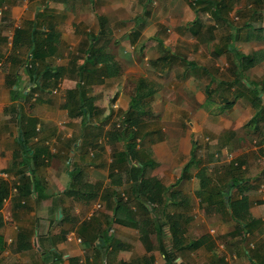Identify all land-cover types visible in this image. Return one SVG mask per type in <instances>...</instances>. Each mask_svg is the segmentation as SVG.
I'll return each instance as SVG.
<instances>
[{"label":"crops","instance_id":"crops-1","mask_svg":"<svg viewBox=\"0 0 264 264\" xmlns=\"http://www.w3.org/2000/svg\"><path fill=\"white\" fill-rule=\"evenodd\" d=\"M138 1L55 0L54 2L52 0L50 2L55 6L57 14L52 13L49 16L45 12L48 3L38 4L31 11L32 6L29 1L11 3L9 0H0V180L7 181L10 186L9 195L0 201V264H145L146 259L150 260L152 264H156V261L153 260L154 252L155 250L160 252V250L148 251L144 240L139 238L143 234L138 227L113 218L112 204H114L113 198H116L113 194L116 191L121 196L126 194L129 184L133 181L132 178H129L128 171L132 168L133 162H137V160L132 161L129 158L124 159L126 157L123 150L128 148L127 145L113 139L112 136V132L118 127L120 116H123L121 112L127 111L131 107L139 80L147 77L143 75V72L140 75L135 73L134 67L139 64L135 57V53L139 54L136 49L141 48L139 52L143 51L146 49V40L153 36L156 39V36L159 35L160 42L164 41L170 50L167 53L160 52L152 45L148 52L142 53L144 55L142 58H147L146 54H153L148 55L151 57L152 67L161 68L162 66L163 71L167 69L163 80L153 81L147 77L148 80L156 83L157 90L152 96V100L149 101V104H152L146 108L148 112L152 111L153 113H148L149 115L140 125L139 140L141 144L139 147L145 153L146 159H153L157 163L154 168L146 169V175L158 177L162 184L171 190L170 183L176 182L182 175V168L190 161L194 145L198 151L200 145L201 147L207 145L204 136L202 137V127L200 124L197 125L196 121L201 116L198 115V112L202 111L201 106L208 98V87L210 88L211 81L214 79L208 69L204 73H196L195 66H192L189 61L185 62L186 64L183 63L187 72L181 74V79H187V83L172 82L179 73L176 65H171L178 55L181 56L177 48H180L182 52L189 49V52L196 54L212 48L211 52L223 54L235 50L238 47L237 43L243 41V46L246 49L243 53H237V56L256 51H261L260 53L264 56V20L258 19L255 25L251 14H248L240 26L241 28L244 26V29L240 33L237 32L236 29L229 27L228 15L233 13L232 10L239 3L237 0H228L230 5L225 12L227 22H224L227 28L219 35L216 27L219 28L218 21L219 19L223 20L225 15L224 0H218V3L214 0L215 3L209 9L203 10L205 17L202 16L201 24L197 21L199 12H194V9L195 5L202 0H189V4L187 2L182 4V9H184L182 13L185 15L180 20L179 31L173 28L167 32L169 30L165 23H169L170 20L164 16L155 21L156 24L153 27L156 31L151 36L141 37L138 35L137 41L134 42L136 34L133 32L134 36L131 35V39L127 43L123 40L122 44H131L130 46L135 49V52L130 51L131 55L122 58L120 51L116 52L107 46L112 37L108 26L112 27L111 23L125 20V22H134L137 27L139 23L146 20L147 15L143 14L137 17V20L135 18L133 20L132 12L137 8ZM150 1L153 3L154 0ZM173 3L176 4L175 1ZM133 4L135 8L129 11ZM207 4L210 5V2ZM127 5L128 7H126ZM216 5L220 6L218 11L215 10ZM123 6L127 8L124 15L120 12V8ZM170 6L169 4L166 8L169 10ZM250 6L258 7V13H261L262 16L264 0H243L241 7H244V10ZM115 10H117L116 13ZM238 10L240 9L237 8L236 11ZM247 17L249 19L246 20ZM102 19L106 22L105 30H102L101 27ZM33 20H36L38 24L40 22L41 27L45 28L43 33L51 30V26L54 28L57 47H55L52 56L39 66L43 68L46 65L45 62H48L55 69L60 70L62 75L57 86H39L43 83L41 79H39V84L35 83L31 68L27 63L29 41L23 40L17 46L14 43L17 28H29L28 23ZM193 22L196 27L194 26L192 30L187 24ZM60 24L69 27L71 35L61 33L59 31ZM177 26L178 24L174 27ZM232 33H237V35L230 39L228 47H225L227 38ZM66 46L77 49V51L73 49L72 54L76 53L73 58H78L80 62L96 49L113 54L114 60L117 61L118 73L116 76L107 79L101 77L86 83L89 88L87 94L92 99L88 102L85 112L79 109L75 110L74 105L68 103V90L76 87L78 82L77 80L68 84L69 82L63 81L65 78L72 79L76 76L68 72L69 63L65 65V62L60 61L59 58L60 62L55 61L57 54L67 53V50L64 51ZM220 46L222 50L217 53ZM24 49L27 50L26 54L23 52ZM263 59L245 68L244 73L241 74L240 63L237 60L239 63L237 74L247 78L255 67L254 65ZM187 67H191V69ZM122 70L132 71V73L121 74ZM68 73L71 77L68 76ZM205 74L209 75V81L202 89L200 80ZM8 78L15 79V86H18L19 91L23 93L18 99H14L13 89L7 83ZM127 79L129 83L132 81L134 84L127 85ZM246 80L248 79H244V81ZM63 83L67 85L61 86ZM251 83L252 81L248 80L244 85L250 87ZM170 85L174 88H170ZM198 85L199 87H197ZM161 87H164V93L167 91L166 97L161 94L160 97L163 98L157 99L155 95ZM61 91L65 92L63 96L59 94ZM110 98L113 100L112 105H110ZM17 100L21 102V106L16 109L10 108ZM159 101L166 104L162 115L159 114L164 117L163 121L175 119L181 123H188V120L192 119L189 124H194V126L184 128L182 134L178 136H173L170 133L165 134V128L152 133L156 130L153 125L155 120L153 116L156 115L153 111V104ZM178 102L180 105H177V108L176 103ZM197 103L200 105L196 114V112L193 113V110H195L194 104ZM170 107H175V110ZM225 115L229 119L238 117L236 110L225 113ZM228 128V131L234 129ZM227 130H221V132L224 133ZM196 137L203 138L201 144ZM145 138L148 140L147 142H144ZM223 142L225 143L224 140ZM23 143L27 148L22 146ZM209 144L210 147L215 144V149H222L227 145L225 143L220 146L217 138ZM25 150L30 153L25 154ZM224 150L228 151V149ZM25 155H37L36 163H32L35 166L34 176L45 187L47 193V196L41 201L36 199L38 192H35V183L31 181L33 178L32 169H25L24 161L27 160L24 158ZM198 159V162L193 165L195 170L190 171V175H186L190 177L188 178L190 180L196 179V177L200 180L198 172L206 167V164L200 162L202 160L199 155ZM233 161L230 160L227 165ZM237 162H243V160ZM16 165L17 167L14 168ZM242 166L245 168L244 164ZM257 172L259 174L251 180L255 184V188L258 189L256 194H260V196L250 194L252 216L262 220L259 228L252 233L253 238L255 236L256 238L253 239L254 242L250 241L249 244H244V239L238 234L232 238L233 240L227 239L226 245H224L228 251L232 247L230 245L232 241L241 244L237 248L239 259L241 261L244 257L248 258L246 264H252L249 255L251 252L255 254V259L258 258L264 262V165L257 167L255 174ZM21 181L25 182L26 187L30 185L33 191L31 196H24L19 191L18 185ZM169 212L185 214L183 210L169 209ZM190 225L191 223H188V227ZM227 235H231L230 231L227 232ZM119 242L122 243L119 244ZM141 245L147 252H153L151 258L149 254L147 256L135 254L134 250H137ZM202 246L200 245V247ZM187 250L181 253H185ZM162 257L163 264H165L163 254ZM181 258V256L177 257V263L187 264L185 259ZM230 259L239 262L237 255L236 258L220 256L216 262L228 264ZM214 262L215 258L212 260L213 264Z\"/></svg>","mask_w":264,"mask_h":264},{"label":"rangeland","instance_id":"rangeland-1","mask_svg":"<svg viewBox=\"0 0 264 264\" xmlns=\"http://www.w3.org/2000/svg\"><path fill=\"white\" fill-rule=\"evenodd\" d=\"M9 1L11 3H16L19 1L20 2L29 1V3H31V6H32L31 11H33L35 9V6L38 4L43 5L45 3H48V7H45V12L49 16H51L52 13H55V10H56L55 6L52 5L53 3L50 2L52 0H9ZM173 1L176 2L175 5ZM206 1H209V0H206ZM237 1L239 4L237 5V7L235 5V9L232 10L233 12L231 14L232 16L230 14L228 15V20L230 21L229 27L231 28L235 27L237 32L240 33L244 29V26L242 28L240 26L243 24L244 17H246L248 14H251L250 16L252 17V20H254V24L257 23L258 19L261 20L262 18L264 20V14H263L264 12L262 13V16H261V13H258L259 11L258 7L257 9L255 7L253 8L250 6L249 8L247 7L244 10V7H241L243 0H237ZM185 2H187L188 4L190 3L189 0H154L153 3L150 0H139L138 4L135 3L137 4V8L134 9L135 7L133 4V6L130 8L129 11H132L134 9L132 12L133 20L134 18L137 20L138 19L137 17L142 16V14L145 16L147 15L146 20L139 23L137 27L134 22H125V20L123 22L118 21L116 23H111L112 27L108 26L109 28L108 31L111 32L112 37H111V41L108 42L107 46L111 48L112 50L114 49V51L116 52L120 51L121 52L120 56L122 58L124 56L128 57L129 55H131L130 51L135 52V49H133L132 46H130L131 44L130 45L122 44V41L125 40L127 43V41L131 39L130 36L131 35L134 36V33L136 34V37L134 36V42L137 41L138 35H141V37L151 36V34L156 31V29H154L153 27L156 24L155 21L162 19L164 16H166L167 19L170 20L169 23H165V26L169 30L167 32H170V29H173V28L174 30L179 31L180 20L185 15L182 13L184 11V9H182V4H184ZM224 2H225L224 4L225 7L223 6L224 7L223 11L225 14V12L228 10V5H230V2L228 0H224ZM201 3L202 2L200 1V4L198 3L197 5H195V9L193 7H190L194 9V12H199V18H198L199 20H197L199 24H201L202 16L205 17V15H203L205 14L204 13L205 11H203L200 8ZM169 4L171 5L170 6L171 8L168 10L166 6H168ZM126 7H128V5ZM126 7L123 6L122 8H120V12L123 15L124 13L127 12ZM216 7H217L216 9H219L220 6L216 5ZM237 8L240 10L236 11ZM252 11H254L255 13H253ZM114 12L116 13L117 10H115ZM223 18L224 19L227 18L226 14L224 15ZM247 19H249V17H247L246 20ZM226 21L219 19L218 21L219 28L216 27V29L219 31V35H220V32L226 30L227 27L224 23ZM194 23L195 22L187 24V25L193 30L194 26L196 27ZM176 24H178V26L174 27ZM212 25L214 26V24ZM38 26L39 27L41 26L40 22ZM161 26L163 28L162 24ZM59 31L63 34L71 35V30L69 29V27H67L64 24H60ZM153 37L151 39L146 40L145 42L146 49H144L143 51L141 50L139 52L141 48L136 47L137 48L136 50H138L139 54L135 53V57L136 59H138L139 61L138 65L140 67L138 65L137 66L135 65L134 67L135 73L137 75H140L143 72L144 73L143 75H146L149 79L153 81L163 80L165 78V75H166L165 70L167 68L164 69L163 71L162 66L161 68L152 67V63L150 62L151 57H148V55H153L152 53L146 54L147 58L145 57L142 58V56H144L142 55V53L146 51L148 52V50L151 49L152 45H154L155 49L160 52L165 51L167 53L168 51H170L169 48H167L168 46L166 45L164 41L160 42L161 40L159 38V35L156 36L157 37L156 39ZM237 44H238V47H236L235 50H232L231 52H226L223 54H216L213 51L211 52L212 48H208L207 50L205 49L200 54L199 53L196 54L195 52L191 53L189 52V49L186 52H182L180 48H177L179 54L181 55L180 57H182L183 59L180 60L179 59L180 57L178 55V58H176L175 61L171 63V65L172 66L176 65V68H178L177 70L179 71L178 75L176 76V78H174V80H172V82L173 81L175 82L183 81L185 84L187 83V79H181L182 78L181 74L182 73L184 74V72H187L185 69V64L188 63L189 61L194 62V63H191V65L195 66L194 71L196 73H204L206 69L211 71L212 77H214V79L211 81V85H210L211 90L207 92L209 93L210 96L207 98L203 106H201L202 107L201 112H198V106L200 105L198 103L194 104L195 106L194 109L195 110L197 109V110L196 111L193 110V113L196 112L197 114L198 112V115H201L200 118L196 122H197V125L198 124L201 125L202 127L201 131L203 134L202 137L204 136V139L207 141L206 142L207 145L206 146L204 145L205 147H203V145L202 147L201 145L199 146L198 153H199V156L201 157V160H202L201 162L206 164L205 166L212 170V174H210L208 180L210 182V185H212L213 188L215 189L216 187H218V189H221L222 187H224V185L227 186V182H229L230 176H229V173H227L226 168L228 166L227 164L230 163L229 161L230 160L238 161L241 159L243 160L242 164L245 165V168L241 166V169H237L236 172L239 174L241 173V175H243V178L244 179L247 178L246 180L248 181L242 182L239 187L236 186L232 188L234 194L239 195L240 187L244 188L243 184L249 182L254 176H257L259 174L258 172L257 174H255L257 167H262L264 165V157L262 155V151L260 147L261 144L257 143L259 140L264 138V110H262L263 112L258 115L259 116L258 124L259 126H262L259 130L257 129L256 131H253L255 127L253 126V124H249V122L251 121V118L253 116L256 117V114H255L256 109L253 107V104H252V98L254 97L252 95L255 89L259 88L258 90H261L259 92H262L264 94V88L262 89L259 86V84L264 85V59L260 63L254 65L255 67L250 71V75H248L247 78L243 75L241 76L238 75L237 68L239 67V63L237 61V55H238L237 53H243V51L246 48H244L243 46V41H240ZM251 48L254 49L253 46H251ZM73 49L77 51L75 47ZM73 49L66 46L64 51L67 50V53L63 52V55L61 53L57 54L55 61L60 62L61 60H63V62H65L64 63L65 65L68 64L70 61L69 58L73 59L74 54H76V53L72 54ZM23 52L26 54L27 50L24 49ZM58 58L60 59V61H58ZM195 58L196 59L198 58V60H196ZM187 68L191 69V67H187ZM159 69L161 70L159 71ZM68 72L70 73V70ZM130 72L132 73V71L126 72L122 70L121 74H127V73L131 74ZM247 72L248 70L246 71V73ZM69 73H68V76L71 77ZM147 77H144V78H147ZM78 79L79 77L76 75L72 79L65 78L63 79V81H66L67 83L69 82L68 84H70L72 83V81L76 82ZM244 79H248L252 81L253 85L250 86V87H253L252 89L244 85V83L248 81V80L244 81ZM109 80H113V79H109ZM134 80L137 81V79H134ZM208 81H209V75L205 74L200 80V82H202L201 83L202 89L205 88V85ZM133 84L134 83H132V81L129 83L127 79V85H133ZM66 85H67L66 83H63V85L61 86H66ZM169 87L174 88L172 85H170ZM197 87H199V85ZM87 88L86 90L88 92ZM166 90H169V89L166 88ZM64 93L63 91H61V93L59 94L63 96ZM166 93H164V87H161L159 91L157 92V95H155V98L160 99V98L166 97L165 96ZM161 94L163 97H160ZM112 98H110L111 100H109L111 102L110 105H112L113 103ZM151 100H152V97L150 101ZM227 100H229L230 102H226ZM178 103H176L177 108H178L177 105H180V103L179 104ZM151 104L152 103L148 105H151ZM153 105H154L153 111H155V114H156L155 116H153L155 119L153 121L154 123L153 125L155 126L154 129L156 130L153 129L154 131H152V133L158 132L159 130L162 131L163 128H165V134L170 133L173 136H178L182 134L184 128L186 129V128H189V127L191 128L194 126V124L193 125L189 124L190 120L192 119H189L188 123H181L180 121L175 120V119L163 121L162 119L164 117L159 116V114L162 115L164 108H166V104L159 101V102H155ZM170 108H173L172 110H175L174 109L175 107H170ZM232 110H236L238 117L230 118V119L226 118L227 116L225 115V113H229ZM148 113H153V112L151 111ZM145 116L146 114L142 115V117H145ZM156 122L157 124L155 125ZM228 127H231L234 129H230L231 131H228L229 130ZM221 130H227L228 132L226 131L222 133ZM218 132H220V134H218ZM236 136H238L237 139H236ZM215 138L219 140L220 146L226 143L227 144L226 147L222 149L220 148L215 149V146H214L215 144H213L212 147H210L209 143L213 141V139ZM196 139L200 141V144L202 143L203 138L201 139L200 137H196ZM223 140L225 141V143L223 142ZM147 141L148 140H146L145 138L144 142H147ZM224 149H228V151ZM151 162H154L153 159H150V165H151ZM188 170L194 171L195 167L190 166L189 169H187V171ZM34 178L35 179H33L32 183H34L35 181L38 183V179H36V176H34ZM174 183H175L174 181L170 183L171 191L167 190V196L169 195L168 210L169 209H173L174 211L183 210L185 211L186 215L192 217V220L190 222L191 225L189 226V231L187 233L188 239L195 240V238L201 235H206V234H210L212 238H214L209 243L208 246L206 244L208 242V239H206L204 242L205 244H202L203 245L202 247L200 246L190 247L185 253H180V256L182 257L181 259L183 260L185 259V262H187V264H211L214 258H215L214 264L215 263L219 264V262H216V260H219L220 256H224V257L229 256L231 258H236V255H237L239 259V255H238L239 252L237 248L241 244H238L237 242L232 241L230 243L232 247H230L229 248L230 250L228 251L226 250L227 249L226 246H224L226 245L225 241L227 239L229 238L232 239L233 237L237 236V235L233 236L231 234L229 235V237H227V232L233 230L236 223L234 220L230 219L228 216L224 217V215H222L217 210H215V208L213 209V211H209V212L205 210L204 206L202 205L201 198L199 196V193H201L200 180L197 177L196 179L192 178L190 180L185 176L184 179L178 185L172 186V184ZM257 190H258L257 188L252 187L251 189H248L247 192L249 194L251 193L255 194V196H260V194H256ZM254 220H255L254 223L256 227L259 228L262 220L256 217ZM139 234L140 233L138 232V235ZM116 237H118V235H116ZM139 238L142 241L145 240L144 236H140ZM254 238H256V236ZM254 238H253V235L251 236L248 235V237L244 239V244H249V242L253 241ZM121 243L122 242H119V244ZM142 246L143 245L137 248V250H134L135 254L139 256H144V255L147 256V254H149V257L151 258L153 255V252L152 253L147 252ZM154 254H155L154 256L155 259L153 258V260L156 261V264H163L164 260H163L162 254L158 250H155ZM246 260H248V258L246 257L241 259L242 262L240 261V259H239V262H237L236 260L232 261L230 259L228 264H234V263L246 264ZM141 262L142 260L140 261V263Z\"/></svg>","mask_w":264,"mask_h":264},{"label":"trees","instance_id":"trees-1","mask_svg":"<svg viewBox=\"0 0 264 264\" xmlns=\"http://www.w3.org/2000/svg\"><path fill=\"white\" fill-rule=\"evenodd\" d=\"M217 3L218 0H215ZM214 0L202 1L201 9H209L214 3ZM210 2V5L207 4ZM198 4V3H197ZM200 4V1H199ZM216 11H218L215 8ZM106 19V17H103ZM101 19V18H100ZM226 21V19L223 18ZM36 20L29 21V28L20 27L17 28L14 37L15 45H20L23 40H28L29 44L27 59L32 72V78L35 83L39 79L43 80V83L39 86H57L62 73L59 69H55L50 63L45 62L46 65L40 68L39 64L44 63L48 57L52 56L55 52V47L57 43L54 37V28L51 26V30L45 31V28L39 27ZM227 22V21H226ZM101 27L105 30L106 22L102 19ZM230 26V24H229ZM236 29L235 27H233ZM237 33H232L228 36V40L225 43V47H228V42L230 39L235 38ZM94 49V48H93ZM222 47L220 46L217 53H220ZM261 51H256L246 55L237 56V60L240 63L241 73H244V69L257 63L260 59L264 58ZM264 54V52H263ZM22 61V60H21ZM190 63H194L193 61ZM71 67V68H70ZM69 70L73 75L79 77L76 87L68 90V103H72L75 110H80L85 112L86 106L88 108V102L92 99L87 94L86 83L94 81L98 78H111L117 75L118 67L117 61L114 60V55L107 53L102 50H93L90 55L80 62L78 58H73L69 61ZM7 83L11 86L14 92V99L22 96L23 93L19 91L18 86H15V79L8 78ZM253 84L251 83L250 86ZM15 86V87H14ZM260 88H264L263 84H259ZM253 88V87H248ZM89 90V88H87ZM259 89V88H258ZM255 89L252 96V104L256 109V117H252L249 124H253L255 129L253 131L259 130L262 126H259V114L264 110V94L259 92L261 90ZM156 83L148 80L147 78H141L138 82V87L136 89V96L134 97L131 107L126 111H123V116H120L118 127L112 132L113 139L122 141L123 144L127 145V149L123 150L126 158L137 160L136 163L132 164V168L128 171L129 178L133 181L129 184L126 194L121 196L118 191L114 192L112 207L114 210L113 218L122 223L136 226L140 229L142 236H144L145 244L147 250L159 249L165 258V264H178L177 257L180 253L187 250L190 247L200 246L205 244V240L208 239L206 243L207 246L213 240L210 234H206L197 239H188V223L192 220L191 216L182 214L180 212H168L169 195L167 196V190L169 187L162 184L161 180L156 176H147L146 169L154 168L157 163L151 162L150 158L146 159V155L143 150H140L139 136L141 133L140 125L141 122L147 117L149 101L153 94L156 92ZM211 89L208 87V92ZM208 93V97H209ZM226 102H230L227 100ZM76 104V105H75ZM21 102H17L10 106L12 109L19 108ZM121 113V114H122ZM146 114L145 117L142 115ZM261 144L262 155L264 156V138L257 142ZM27 148L24 143L22 145ZM25 154H29L30 151L25 150ZM198 150L197 147H193L192 156L190 161H188L183 166L182 175L177 179V181L172 184V186L178 185L184 177L189 174L190 166L195 165L198 162ZM27 160L24 161L25 169H32L33 182L35 174V166L32 163H36L37 155H25ZM148 158V157H147ZM201 162V161H200ZM243 162L233 161L226 168L227 173H229V182L227 186L224 185L221 189L218 187L213 188L208 180L212 170L203 167L199 170L198 176L201 180V193L199 196L201 198L202 205L206 211L217 210L222 215L228 216L230 219L235 221L234 229L230 231L232 235H241L243 239H246L248 235H253L257 230L254 223L255 217L252 216L250 206H251V196L247 192L248 189L252 187L255 188V184L250 180L249 182L243 184V187L239 189V195L234 194L232 188L239 187L242 182H246L247 178H243L241 173H237V169H241ZM14 166V168H16ZM243 171V170H242ZM30 176V175H29ZM187 177V176H186ZM190 178V177H187ZM35 183V192H38L37 200H43L47 195L45 187L41 183ZM171 186V185H170ZM212 186V187H211ZM19 191L24 196H31L32 189L30 185L26 187L25 182L21 181L18 185ZM10 186L7 181L0 180V201L5 199L9 195ZM171 191V190H170ZM168 210V211H167ZM229 235H227L228 237ZM108 241V238H106ZM214 243V242H213ZM212 245V244H211ZM252 264H264L263 261L258 258L255 259V254L249 253ZM145 264H152L148 259L145 260ZM213 264V263H212Z\"/></svg>","mask_w":264,"mask_h":264}]
</instances>
